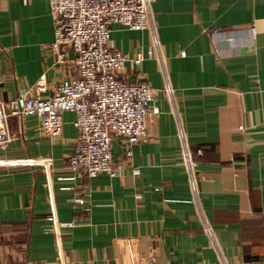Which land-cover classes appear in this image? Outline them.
Returning <instances> with one entry per match:
<instances>
[{"label": "crops", "instance_id": "crops-1", "mask_svg": "<svg viewBox=\"0 0 264 264\" xmlns=\"http://www.w3.org/2000/svg\"><path fill=\"white\" fill-rule=\"evenodd\" d=\"M159 42L199 179L193 200L179 128L164 94L150 31L114 25L109 45L129 59L120 79L158 90L151 139L113 141L120 174L85 176L68 164L79 135L64 112L59 138L37 115L12 117L15 137L0 147V264H264V0H157ZM255 39L247 40L251 27ZM219 37V54L207 30ZM235 34L244 43L229 41ZM55 29L47 0H0V99L52 97L77 75L74 54L50 50ZM51 157L45 166L19 165ZM78 195L87 199L75 207ZM213 229L214 245L204 226ZM17 229V228H16Z\"/></svg>", "mask_w": 264, "mask_h": 264}, {"label": "built area", "instance_id": "built-area-1", "mask_svg": "<svg viewBox=\"0 0 264 264\" xmlns=\"http://www.w3.org/2000/svg\"><path fill=\"white\" fill-rule=\"evenodd\" d=\"M54 21L55 37L50 50L64 58L65 52L74 54L73 63L77 75L72 80H64L57 86L54 95L48 99H38L19 95L4 101L0 99V147L7 148L14 140L10 127L12 117L37 115L43 125V132L51 138L64 134L63 114L73 112L77 115L75 127L79 135L74 143V150L68 158L70 168L85 176L107 174L110 178L120 174L114 164L113 141L123 137L127 141V156L134 153L133 147L151 139L146 129L147 119L152 114H159L157 108H151L158 97V90L146 82L130 83L120 79L127 63L133 61L140 66L143 56L129 59L119 50L109 45L111 28L114 25L133 30L150 31L154 55L159 61L160 70L165 80L163 92L168 97L176 117L179 137L182 145V158L189 179L193 200L200 204L199 179L194 152L187 141L182 125L180 111L177 108L176 94L169 77L167 60L159 42L158 27L153 5L157 0H47ZM227 33L218 28L207 30L215 43L219 54V37ZM256 29L251 27L247 40H254ZM221 40V39H220ZM241 36L232 34L229 41L240 46L244 43ZM202 154V150H197ZM19 165L45 166L51 169V157L27 158L18 161ZM87 202L83 196L74 198L75 207ZM207 234L217 243L213 229L204 216ZM53 264V263H48ZM57 264H62L59 262ZM146 264H152L149 260ZM219 264H229L220 260Z\"/></svg>", "mask_w": 264, "mask_h": 264}, {"label": "trees", "instance_id": "trees-1", "mask_svg": "<svg viewBox=\"0 0 264 264\" xmlns=\"http://www.w3.org/2000/svg\"><path fill=\"white\" fill-rule=\"evenodd\" d=\"M202 150V149H201ZM203 153V150H202ZM194 154H198L197 150L194 152ZM17 228V229H16ZM18 228H20L19 225L13 224L10 226V228H0L1 233H10V232H15L18 231Z\"/></svg>", "mask_w": 264, "mask_h": 264}, {"label": "rangeland", "instance_id": "rangeland-1", "mask_svg": "<svg viewBox=\"0 0 264 264\" xmlns=\"http://www.w3.org/2000/svg\"><path fill=\"white\" fill-rule=\"evenodd\" d=\"M112 27H113V26H112ZM112 27H111V28H112ZM111 48H112L113 50H117V49L113 48L112 46H111Z\"/></svg>", "mask_w": 264, "mask_h": 264}]
</instances>
